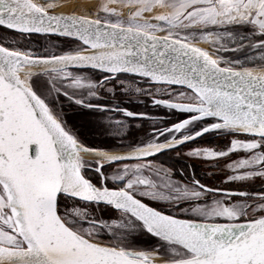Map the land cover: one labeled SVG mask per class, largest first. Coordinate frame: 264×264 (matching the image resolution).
Returning a JSON list of instances; mask_svg holds the SVG:
<instances>
[{"label":"snow or ice","instance_id":"1","mask_svg":"<svg viewBox=\"0 0 264 264\" xmlns=\"http://www.w3.org/2000/svg\"><path fill=\"white\" fill-rule=\"evenodd\" d=\"M0 28V264H264V0H0ZM125 74L186 118L122 106ZM221 160L217 185L196 171Z\"/></svg>","mask_w":264,"mask_h":264},{"label":"flooded vegetation","instance_id":"2","mask_svg":"<svg viewBox=\"0 0 264 264\" xmlns=\"http://www.w3.org/2000/svg\"><path fill=\"white\" fill-rule=\"evenodd\" d=\"M98 77V76H97ZM99 78V77H98ZM119 79H127V80H132L135 82H139V83H144V82H140L138 77H131L128 75H122L119 77ZM148 84V83H146ZM149 85V84H148ZM116 95L117 97L123 101L122 106H128L130 107L132 110L137 111V112H145L148 115L155 117L157 120V123L155 126L157 127H164V126H170L171 123L173 122H178L180 119H184L186 118V115H182V113L176 112L175 110H170L167 109L165 107H153L152 103H151V99L148 98L146 95H140V96H134L131 95L130 93H132L131 90H129L127 93L124 92L123 89L121 88H116ZM111 95V94H109ZM156 99H166L168 98L167 96H161V95H157L155 97ZM176 119V120H174ZM145 120H149V119H145ZM151 122H153L152 120H149ZM143 123V122H142ZM141 123L140 128L138 129V132L143 131L142 129L145 128L146 131L145 132H149L152 130V126L153 124L150 123L148 124L145 121V126H143ZM149 126H148V125ZM163 124V125H162ZM130 133L131 135L129 137H126L127 139H130L136 132V125H135V121L132 120L130 121ZM146 135V133H143ZM222 136V135H221ZM218 136L214 133H210V134H205L204 137L202 138H198V140L194 143L195 145H199L200 142L202 141L203 143L205 142L206 144L215 147L217 149H223L227 143L225 138H223V136ZM167 138V137H166ZM114 142L118 141L117 139H113ZM89 146V145H88ZM91 147V145H90ZM235 158V157H232ZM185 163H193L190 160H186L183 161ZM224 163H226V161H219L218 166L217 167H212L210 166V164H206L204 162H197L196 163V171L197 173H202L203 175H207L208 174V168L209 170L212 169V171L210 173H213V176L209 178L208 183L217 185L219 184L224 178H225V173L220 171V168L223 167ZM214 171V172H213ZM254 188H258L260 186L259 182L255 183L254 185H252ZM165 208H167V205L164 206Z\"/></svg>","mask_w":264,"mask_h":264},{"label":"rangeland","instance_id":"3","mask_svg":"<svg viewBox=\"0 0 264 264\" xmlns=\"http://www.w3.org/2000/svg\"><path fill=\"white\" fill-rule=\"evenodd\" d=\"M54 43H61L60 41H58L57 39H52V42H51V45H53ZM201 46H204V47H207V45L205 44V43H203V42H201ZM120 80H122V81H126V84H120V83H116V82H114L113 83V85H106L105 87H109V86H113L115 89L117 88H121V89H123L124 90V92H125V89L126 88H129L131 91H132V93H130L131 95H134V96H140V95H143V93H140V94H137V93H135V88L136 87H139V88H142V89H146V88H149V87H151L152 88V90H153V92L155 93V85H148V84H146V83H139V82H135V81H132V80H127V79H120ZM127 94H129V93H127ZM129 94V95H130ZM135 121V125L137 126V125H141V123H142V125L143 126H145V121L148 123V124H150V123H152L153 124V122H151V121H149V120H143V121H141V120H134ZM147 124V125H148ZM163 125V124H162ZM149 126V125H148ZM157 127V126H156ZM143 131H140V132H136L132 137H134L136 140H139V139H141V138H146V135L145 134H143V133H148V132H145L146 131V129L145 128H143L142 129ZM81 134V136H82V138H84V139H86L87 140V142H88V145L90 146L91 145V147L92 146H98V145H105V144H108V145H111V146H113L112 147V150H122V149H120L119 147H116V145H118L119 144V140L118 141H116V142H114V140L113 139H109L108 137H106V139H104V140H89V139H87V138H85L83 135H82V133H80ZM131 137V138H132ZM222 137V136H221ZM223 138H225V140H226V143H228V140L230 139V137H225V136H223ZM192 147H212V146H210V145H208V144H206L205 142L203 143L202 141L200 142V144L199 145H195V144H192L191 145ZM177 151H180L181 153H183V152H186L187 151V148H184V149H178ZM165 155V157H167L168 155H169V153H165L164 154ZM171 155H173V156H175V152H173V153H171ZM158 159H162V158H158ZM188 160H190L191 162H193L191 159H188ZM223 161H225V160H223ZM204 163H206V164H212V163H215V162H209V161H205ZM182 164H181V161L179 160V158H177V167H180ZM212 171V169L211 170H209V168H208V173H210ZM214 172V171H213ZM163 206H166V205H163ZM181 207H183V205H181ZM111 217V219L112 218H116V217H114V216H110ZM108 219H110V218H108ZM145 248V247H144Z\"/></svg>","mask_w":264,"mask_h":264},{"label":"trees","instance_id":"4","mask_svg":"<svg viewBox=\"0 0 264 264\" xmlns=\"http://www.w3.org/2000/svg\"><path fill=\"white\" fill-rule=\"evenodd\" d=\"M4 30L2 28H0V32H3ZM18 37L17 36H14L12 34H8V39L9 40H12V39H17ZM52 39H57L56 37H43V36H36V35H33V37L31 38V40H27L25 39V43H31V44H35L37 45L39 48H46V47H50L52 46L51 45V42H52ZM60 41L61 43H63L64 45H69V44H73L75 43L74 41H67V40H58ZM98 78V77H97ZM66 103V102H65ZM62 111H64L66 113L65 115V119H67L71 124H74L76 125V127L79 129V132L82 133V135L89 139V140H104L106 139V136H100V135H97V134H93L89 131V129L87 127H84L83 124H84V121L78 117V116H75L73 115V113L71 112L70 109H68L67 107H63L62 108ZM182 115H186V113H182ZM176 120V119H174ZM138 131V130H137ZM184 162L181 161V164H183ZM101 215L102 218H110V215H108L106 212H101L99 213ZM143 243H141L139 246L140 247H145V248H150V247H153L154 244L152 241L148 240L147 238H143Z\"/></svg>","mask_w":264,"mask_h":264},{"label":"bare ground","instance_id":"5","mask_svg":"<svg viewBox=\"0 0 264 264\" xmlns=\"http://www.w3.org/2000/svg\"><path fill=\"white\" fill-rule=\"evenodd\" d=\"M115 151H121V150H115Z\"/></svg>","mask_w":264,"mask_h":264}]
</instances>
